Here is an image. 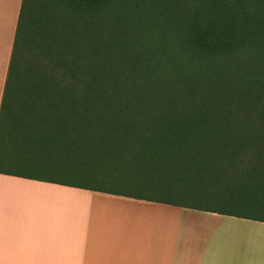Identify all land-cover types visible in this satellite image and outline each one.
I'll use <instances>...</instances> for the list:
<instances>
[{
    "label": "trees",
    "instance_id": "16d2710c",
    "mask_svg": "<svg viewBox=\"0 0 264 264\" xmlns=\"http://www.w3.org/2000/svg\"><path fill=\"white\" fill-rule=\"evenodd\" d=\"M0 174L264 223V0H22Z\"/></svg>",
    "mask_w": 264,
    "mask_h": 264
},
{
    "label": "crops",
    "instance_id": "0c3cea01",
    "mask_svg": "<svg viewBox=\"0 0 264 264\" xmlns=\"http://www.w3.org/2000/svg\"><path fill=\"white\" fill-rule=\"evenodd\" d=\"M21 4L0 0V113ZM252 225L264 229L262 222L0 174V264H264V253L244 255L225 232Z\"/></svg>",
    "mask_w": 264,
    "mask_h": 264
},
{
    "label": "rangeland",
    "instance_id": "374dc122",
    "mask_svg": "<svg viewBox=\"0 0 264 264\" xmlns=\"http://www.w3.org/2000/svg\"><path fill=\"white\" fill-rule=\"evenodd\" d=\"M241 222V221H240ZM248 222V221H245ZM249 223V222H248ZM255 224V223H252ZM254 226V227H252ZM242 226L240 228H232L226 226V235L236 238L242 247V253L259 255L264 253V229L260 227Z\"/></svg>",
    "mask_w": 264,
    "mask_h": 264
}]
</instances>
